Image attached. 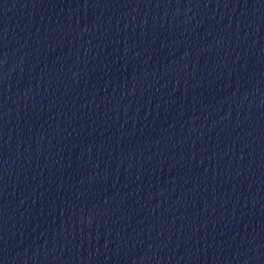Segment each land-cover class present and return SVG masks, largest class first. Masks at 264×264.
<instances>
[{
  "label": "water",
  "instance_id": "obj_1",
  "mask_svg": "<svg viewBox=\"0 0 264 264\" xmlns=\"http://www.w3.org/2000/svg\"><path fill=\"white\" fill-rule=\"evenodd\" d=\"M0 264H264V0H0Z\"/></svg>",
  "mask_w": 264,
  "mask_h": 264
}]
</instances>
